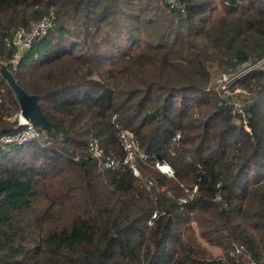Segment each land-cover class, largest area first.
Instances as JSON below:
<instances>
[{
	"label": "trees",
	"instance_id": "obj_1",
	"mask_svg": "<svg viewBox=\"0 0 264 264\" xmlns=\"http://www.w3.org/2000/svg\"><path fill=\"white\" fill-rule=\"evenodd\" d=\"M43 16L13 68L5 38ZM262 58L264 0H0V137L22 128L2 65L51 125L0 141V264H264V73L218 88ZM120 130L138 175L88 149L123 159Z\"/></svg>",
	"mask_w": 264,
	"mask_h": 264
},
{
	"label": "built area",
	"instance_id": "obj_2",
	"mask_svg": "<svg viewBox=\"0 0 264 264\" xmlns=\"http://www.w3.org/2000/svg\"><path fill=\"white\" fill-rule=\"evenodd\" d=\"M51 26V20L48 16H43L31 23V25L28 28L25 27H18L13 31V34L11 37H6L5 40L7 44L12 43L16 46L17 51L15 53L12 67L16 68L17 65V59L21 52L26 50L30 44L42 38L48 31V29ZM259 71L261 73H264V58L254 61V62H244L241 64L240 68L236 71V73L229 77L227 84L230 85V81L236 80L241 78L242 76ZM225 80L226 77H223ZM226 85V84H225ZM225 85L222 87V89L225 88ZM243 89L240 87L235 88V92H242ZM233 112L235 113H243L241 104L238 100H235L233 105ZM20 115V114H19ZM19 123L22 125V128L10 135H4L0 137V141L3 143H25L31 139L38 138L40 136V132L37 129L36 126H34L32 123L24 120L21 116H19ZM246 129L249 131V128L246 126ZM179 137V132H176V137ZM118 139L120 141L122 150L125 153L124 158H120L116 154H110L106 155L103 147L100 145V142L97 138L92 137L89 140L88 143V149L91 153V155L98 161V163L104 167H116L120 163H127L130 167V169L133 171L134 174L138 175L139 171L136 165V157H139L141 159H145L147 154L140 151L135 139L134 134L129 130H120L118 133ZM162 164H166L167 167L165 169L161 168ZM159 164L158 160L156 162V166L164 173L168 175L173 174V168L169 163L164 161V163ZM196 185H193L190 188L186 189V194L181 198V202L185 203L189 199L193 198L195 192H196ZM216 197L219 198L220 194L219 192L216 194ZM157 215L156 211H154L151 215V218L148 220V223H151V220L155 218Z\"/></svg>",
	"mask_w": 264,
	"mask_h": 264
},
{
	"label": "water",
	"instance_id": "obj_3",
	"mask_svg": "<svg viewBox=\"0 0 264 264\" xmlns=\"http://www.w3.org/2000/svg\"><path fill=\"white\" fill-rule=\"evenodd\" d=\"M1 72L3 77L7 80L8 84L11 85L16 93L17 100L20 105V116L38 128L50 130V122L40 107L38 96L35 94H29L22 87H20L6 66L2 65ZM158 163L162 164L164 163V160L159 158Z\"/></svg>",
	"mask_w": 264,
	"mask_h": 264
},
{
	"label": "rangeland",
	"instance_id": "obj_4",
	"mask_svg": "<svg viewBox=\"0 0 264 264\" xmlns=\"http://www.w3.org/2000/svg\"><path fill=\"white\" fill-rule=\"evenodd\" d=\"M226 77V79L227 80H225L223 77ZM228 79H229V77L227 76V75H223L222 77H220L219 78V80H218V82H219V84H218V88L219 89H222V87L225 85V88L224 89H222L223 90V95H229V94H234L235 93V88H237V87H239V86H236L235 88H234V90H232L231 88V86L229 85V84H227L226 83V81L228 82ZM241 88V87H240ZM242 89V88H241ZM242 92H244V90H242ZM236 93H241V92H236ZM239 101V100H238ZM240 102V101H239ZM19 111L12 117V119H15V118H18L19 119ZM178 132V131H177ZM136 163H137V161H135ZM137 165V164H136ZM203 245L205 246V247H208L207 249L208 250H210V252H212V253H214V254H218L219 252H220V250L219 249H217V248H214V247H211V246H207L205 243H203Z\"/></svg>",
	"mask_w": 264,
	"mask_h": 264
},
{
	"label": "bare ground",
	"instance_id": "obj_5",
	"mask_svg": "<svg viewBox=\"0 0 264 264\" xmlns=\"http://www.w3.org/2000/svg\"><path fill=\"white\" fill-rule=\"evenodd\" d=\"M166 167H167L166 164H162V165H161V168H163V169H165Z\"/></svg>",
	"mask_w": 264,
	"mask_h": 264
}]
</instances>
